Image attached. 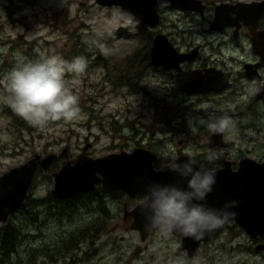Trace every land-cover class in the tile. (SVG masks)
I'll list each match as a JSON object with an SVG mask.
<instances>
[{
  "label": "rangeland",
  "instance_id": "obj_1",
  "mask_svg": "<svg viewBox=\"0 0 264 264\" xmlns=\"http://www.w3.org/2000/svg\"><path fill=\"white\" fill-rule=\"evenodd\" d=\"M130 20L134 21L120 8L102 7L95 0H0V175L34 154L59 153L65 146L69 147L70 159L88 144L91 157L131 151L133 139L139 138L132 137L133 127L137 125L140 131L148 127L152 108L146 91L114 83L120 60L133 54L131 50L139 40ZM72 34L82 35L88 59L85 73L65 75L68 86L80 99L81 114L71 122H51L45 128L30 126L5 100L8 72L2 65L31 60L30 54L35 60L52 55L64 59L71 54ZM140 85L153 96H161L159 84L155 88L150 74ZM262 118L264 110L245 116L242 122L252 125L229 132V139L235 141L231 152L236 158L264 159ZM188 120L193 121L190 117ZM177 140L173 148L164 140L155 144L161 153L160 163L175 158L173 149L184 148L177 145ZM61 160L64 158L55 170ZM52 187L50 171H40L29 192L31 203L7 220L20 228V235L14 253L0 264H27L33 256L35 264H175L178 257L187 259L185 251H178V236L154 230L141 239L139 232L130 228V220H123L124 203L130 209L141 198L129 200L121 193L99 190L72 203L58 204L51 196ZM94 199L105 206L108 221L102 224L104 214L92 230H98L101 224L104 230L93 244L85 241L77 249L63 252L66 236L99 215ZM255 245L232 224L200 244L195 257L187 260L189 264H264V254L257 253Z\"/></svg>",
  "mask_w": 264,
  "mask_h": 264
},
{
  "label": "flooded vegetation",
  "instance_id": "obj_2",
  "mask_svg": "<svg viewBox=\"0 0 264 264\" xmlns=\"http://www.w3.org/2000/svg\"><path fill=\"white\" fill-rule=\"evenodd\" d=\"M262 3L264 0H188L186 8H181L173 4L172 0H162L156 8L157 17L152 25L141 23L135 25L136 33L140 36V40L142 37L143 40L136 41L138 43L133 46L131 50L133 54L129 56L127 63H119L121 67H119L117 78H124L126 81L123 84L118 82L117 85L129 90H144L151 99V123L148 127H144L143 131H140L137 125L133 127L132 137L139 136V138L133 139L134 146L131 151L135 148L151 151L155 157L152 162L155 170H165L177 161L172 159L160 163L161 153L157 151L155 144L164 140L169 148H173V141L176 138H178L177 145H183L184 148L173 149L175 158L185 157L191 163L209 171L221 169L226 164L235 170L240 161L246 158L264 162V159L257 160L253 156L236 158L231 152L235 141L229 139V133L216 134L207 127L196 124L194 120H188L189 117L203 116L209 119L227 115L235 122L233 129L238 130L240 127L246 128L252 125L242 122L245 116L264 110V7ZM110 7H118L131 17L119 6ZM157 36H159L160 44L158 46L173 51L171 59L165 65L151 64V49ZM174 57L180 60L176 62ZM4 64L2 68L8 73L11 67L17 65ZM149 74L155 80V88L159 84L160 97L153 96L140 85ZM211 76H215L218 85L223 86L207 92L188 90L191 89L187 86L188 84L198 83V78L209 80ZM261 128L264 129V118H262ZM242 135L247 136L245 133ZM201 136H203L202 143L199 141ZM187 149L190 151L188 152ZM209 153H216L219 159L208 162L206 156ZM61 157L51 166L55 162L58 164ZM51 166L47 170L50 174L55 171V169L51 170ZM40 171L42 170L39 169L36 172V177ZM100 190L103 189L100 188ZM111 192L123 194L120 191ZM136 197L141 198L139 203L145 199L142 195H136L133 199ZM126 207L129 209L127 205ZM232 224L235 223L230 222L229 226L221 230L228 229ZM219 231L200 242L197 249L206 240L214 238ZM255 243H259V240ZM178 251L185 250L178 249ZM256 252L264 254L262 251ZM195 254L187 259H192Z\"/></svg>",
  "mask_w": 264,
  "mask_h": 264
},
{
  "label": "water",
  "instance_id": "obj_3",
  "mask_svg": "<svg viewBox=\"0 0 264 264\" xmlns=\"http://www.w3.org/2000/svg\"><path fill=\"white\" fill-rule=\"evenodd\" d=\"M160 1L162 0H95L102 7L119 6L133 19L145 25L155 22L156 8ZM172 3L186 8L188 0H172ZM262 5L264 7V3ZM158 37L155 38L151 49V64L165 65L171 59L173 51L158 46ZM167 47L169 48L168 45ZM179 58L174 57V60L177 62ZM201 80L198 78V83L188 84L191 88L188 90L207 92L223 86L218 85L215 76L209 77L210 81ZM88 146L86 145L74 159L68 157L69 147L65 146L59 153L34 154L22 164L3 172L0 175V223L6 221L11 213L24 204L36 172L39 169L47 171L61 156L65 159L59 169L50 174L53 181L50 193L60 200L75 198L81 193L93 190L96 185L105 190L121 191L129 199L136 195L145 196L147 188L151 185H176L180 188L187 186V180L172 172L170 167L155 170L152 165L155 157L151 151L135 148L131 152L119 151L91 157L87 154ZM184 161L188 160L185 157L178 159V163ZM191 164L195 169H201L196 164ZM211 172L215 174L216 183L204 203L213 209H223L225 205H231L228 211L234 212L235 217L224 226L206 232L199 239L173 232L172 234L180 237L178 249L185 250L187 258H191L200 242L233 222L252 240H259L255 250L264 252V162L246 158L240 161L235 170L226 164L223 168ZM144 200L130 210L126 205L123 209V219L126 221L131 218L130 228L137 230L141 239L155 230L146 228L147 220L142 210Z\"/></svg>",
  "mask_w": 264,
  "mask_h": 264
},
{
  "label": "clouds",
  "instance_id": "obj_4",
  "mask_svg": "<svg viewBox=\"0 0 264 264\" xmlns=\"http://www.w3.org/2000/svg\"><path fill=\"white\" fill-rule=\"evenodd\" d=\"M138 23L129 21L133 27ZM87 67L88 61L83 56L74 57L71 61L56 55L21 61L7 74L8 95L5 100L18 117L33 127L45 128L51 122L74 121L81 114L80 99L68 86L65 75H81ZM192 119L216 134L229 133L235 126L227 115ZM217 159L216 153L206 156L210 163ZM174 160L177 162L170 165V170L185 178L187 186L156 184L147 188L142 205L146 228L163 233L178 232L185 237L199 239L235 217L234 212L228 211L231 205L213 209L204 203L216 183L213 172L203 168L197 170L190 161L178 163V158ZM175 264H189V261L178 257Z\"/></svg>",
  "mask_w": 264,
  "mask_h": 264
},
{
  "label": "trees",
  "instance_id": "obj_5",
  "mask_svg": "<svg viewBox=\"0 0 264 264\" xmlns=\"http://www.w3.org/2000/svg\"><path fill=\"white\" fill-rule=\"evenodd\" d=\"M138 37L140 40L139 35H138ZM71 38L73 40L71 52H70L71 54L68 57L65 55L64 60L71 61L74 57H77V56H83L87 59V57L85 56V52L83 50V47H82V45H84L82 35L72 34ZM139 40H138V42H139ZM140 42H141V40H140ZM29 58L32 61H35V58L33 57V55L30 54ZM128 59H129V57H127V59H121L120 63L121 62L127 63ZM17 64H18V62H17ZM119 67H121V65L118 66V74L114 75V78L116 79V80H114L115 84H118V82L120 84L121 83L123 84L126 81L124 78H120V79L117 78V77H119ZM11 68H13V67H11ZM56 166H57V162H55L51 166V170H54L56 168ZM99 190H100V188L97 187L93 191L80 194L75 198H71V199H67V200H58L54 197L53 198L55 199L54 200L55 203H58V204L59 203H64V204L72 203V202H74V200H76L80 197H83L84 195H87V196L94 195V193H96ZM29 199L30 198H28L25 201L24 205L22 207H20V209L18 210L19 212L25 211L28 204L31 203V200H29ZM64 201H66V202H64ZM93 201L96 202L99 206V215L93 219L94 221L85 223V226H81L80 228H78L77 230L71 232L68 236H66V238L64 240V244H63V245H65L63 252H70L72 250H75V249H77V247L80 243L85 242V241H88L90 244H93L94 241L98 239L100 233L104 230L105 226L104 227H101V226H102V224H105L108 221V220L106 221V219L108 218L107 210L105 209V206L99 200L95 199ZM27 214H30V212H27ZM103 215H104V218L102 220L101 226L99 227L98 230L93 231L92 226L95 225L103 217ZM19 235H20V228H18L12 222L7 221L2 225V227H0V256H1L0 260L4 261L12 253H14ZM26 261H28L27 264H35V256H33L31 258V261H29V258Z\"/></svg>",
  "mask_w": 264,
  "mask_h": 264
},
{
  "label": "bare ground",
  "instance_id": "obj_6",
  "mask_svg": "<svg viewBox=\"0 0 264 264\" xmlns=\"http://www.w3.org/2000/svg\"><path fill=\"white\" fill-rule=\"evenodd\" d=\"M126 152H127V151H126ZM130 152H131V151H130ZM105 155H106V154H105ZM62 157H64V156H62ZM64 158H65V157H64ZM62 162H63V161H62ZM62 162H61V163H62ZM61 163H60V165H61ZM59 167H60V166H59ZM58 169H59V168H58ZM58 169H57V170H58ZM55 171H56V170H55ZM44 172H45V171H44ZM50 176H51V175H50ZM35 177H36V175H35ZM51 178H52V177H51ZM34 181H35V178H34ZM34 181H33V183H32V186H33V184H34ZM32 186H31V188H32ZM97 186L100 187V185H96L95 187H97ZM95 187H94V188H95ZM31 188H30V189H31ZM94 188H93V189H94ZM100 188H101V187H100ZM30 189H29V191H28V196H29ZM101 189H102V188H101ZM103 190H105V189H103ZM91 191H92V190H91ZM108 191H112V190H108ZM114 191H118V190H114ZM88 192H90V191H87V192H84V193H88ZM120 192H121V191H120ZM122 193H123V192H122ZM81 194H83V193H81ZM123 194H124V193H123ZM124 195H125V194H124ZM51 196H52V195H51ZM125 196H126V195H125ZM52 197H53V196H52ZM76 197H77V196H76ZM126 197H127V196H126ZM127 198H128V197H127ZM27 199H28V197H27ZM27 199H26V200H27ZM56 199H57V198H56ZM128 199H129V198H128ZM26 200H25V201H26ZM58 200H60V199H58ZM64 200H67V199H64ZM24 203H25V202H24ZM23 205H24V204H23ZM23 205H22V206H23ZM22 206H21V207H22ZM126 208H127V207H126ZM19 209H20V208H19ZM19 209H18V210H19ZM123 209H124V208H123ZM128 210H130V209H128ZM16 211H17V210H16ZM16 211H14V212H16ZM14 212H13V213H14ZM123 212H124V210H123ZM13 213H11V214H13ZM9 217H10V216H9ZM9 217H8V219H9ZM8 219H7V220H8ZM130 219H131V218H129V219H127V220H130ZM7 220H6V221H7ZM123 220H124V219H123ZM6 221H4V222H6ZM124 221H125V220H124ZM130 222H131V220H130ZM1 223H3V222H1ZM152 231H153V230H152ZM150 232H151V231H150ZM150 232H149V233H150ZM149 233H148V234H149ZM177 236H178V235H177Z\"/></svg>",
  "mask_w": 264,
  "mask_h": 264
}]
</instances>
